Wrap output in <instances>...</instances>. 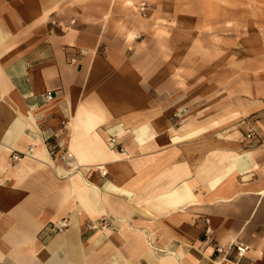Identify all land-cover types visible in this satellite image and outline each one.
<instances>
[{
  "label": "crops",
  "instance_id": "1",
  "mask_svg": "<svg viewBox=\"0 0 264 264\" xmlns=\"http://www.w3.org/2000/svg\"><path fill=\"white\" fill-rule=\"evenodd\" d=\"M221 1L0 0V264H264V7Z\"/></svg>",
  "mask_w": 264,
  "mask_h": 264
},
{
  "label": "rangeland",
  "instance_id": "2",
  "mask_svg": "<svg viewBox=\"0 0 264 264\" xmlns=\"http://www.w3.org/2000/svg\"><path fill=\"white\" fill-rule=\"evenodd\" d=\"M218 1H219V3L220 2L222 3L221 0H218ZM251 3H254V5H257L259 7H264V0H227L224 3V6L230 10V21H233V23L230 24V30H229V35L231 37L233 36V39H237V37H238L237 36V30L232 29V26H233V28H236V23H237V18H238V10H239V8L241 9V6H246V8L252 7L253 4L251 5ZM219 17H220V15H219ZM213 32H214V34L210 35L209 38H211L215 35L214 36L215 38L222 39L221 36L222 37L225 36V35L223 36L221 30L220 31H213ZM213 49H214L213 50L214 54H217V55L222 54L221 45L215 46V47H213ZM231 49H232L231 53H233V54L238 53V49L236 47H231Z\"/></svg>",
  "mask_w": 264,
  "mask_h": 264
},
{
  "label": "built area",
  "instance_id": "3",
  "mask_svg": "<svg viewBox=\"0 0 264 264\" xmlns=\"http://www.w3.org/2000/svg\"><path fill=\"white\" fill-rule=\"evenodd\" d=\"M47 99H52V92H49L46 96ZM187 110L186 109H182L181 111H179L178 113L175 114L176 118H180L181 117V113H185ZM116 139H112V144H116ZM13 159L18 160L20 159L19 155H15L13 156ZM100 221V225H96V224H88L87 228L89 230H95L98 228L101 229H106L109 226V220L108 217L103 215L99 218ZM72 225V222L70 221V219L68 218H64L63 220H61L57 225H56V229L57 231H62L64 229H67L68 227H70ZM208 232H210L209 229H207ZM231 248H235L236 252L238 254L239 257L244 256L248 247L245 246L244 244L238 242V241H233L231 244ZM218 252H223V250L221 248H218Z\"/></svg>",
  "mask_w": 264,
  "mask_h": 264
}]
</instances>
